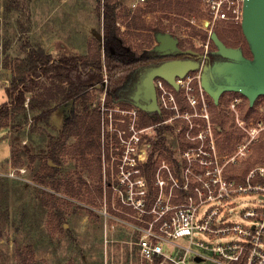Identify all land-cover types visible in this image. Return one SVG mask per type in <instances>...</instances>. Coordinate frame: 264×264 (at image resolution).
<instances>
[{
    "label": "rangeland",
    "instance_id": "rangeland-1",
    "mask_svg": "<svg viewBox=\"0 0 264 264\" xmlns=\"http://www.w3.org/2000/svg\"><path fill=\"white\" fill-rule=\"evenodd\" d=\"M136 1L116 0V4L120 11L124 8L132 11ZM162 15L149 14L145 18L152 25ZM184 19L197 28H201L203 20L210 21V13L203 0L200 11L186 14ZM123 21L121 19L119 24L122 30H126ZM222 24L230 25L226 22L205 23L204 30H209L210 35L214 27ZM174 31L180 48H191L192 45L193 51L204 54L209 44L210 50V38L204 41L201 36H191L190 27L175 26ZM149 35V32L136 33L133 38L130 37L129 48L138 50L148 47ZM102 40L103 20L98 13V0H0V107L8 101L5 87L22 67L29 48L43 49L53 58L64 53L88 56L92 49L100 48ZM152 45L155 47L157 41ZM177 96L181 98V92ZM234 96L238 95L225 94V102L219 111L214 110V117L217 119L224 113L228 124L236 127L234 118L227 113L228 99ZM103 98L106 95L102 91L92 89L85 103H92L89 114L94 109L100 112L98 151L96 148L84 150L85 145L77 148L78 142L86 141L85 134L71 137L60 155V173L52 179L47 177L49 150L58 138L65 118L74 109L84 114L83 103L70 101L63 104L47 123H36L30 113L28 117L20 114L13 117L9 127L0 130V178L5 180V185L0 188V197L6 206L0 218V264H144L130 244L126 227L106 219L104 215L105 211L112 215L121 213L117 211L122 209L120 202L113 199L119 196L116 190L118 186L111 189L107 184L111 180L117 183L113 173L115 163H119L124 154V147L103 153V147L118 145L121 141L120 134L114 130L109 129L102 134V116L106 119L102 112L106 108ZM241 98L245 113L250 105L249 100L243 96ZM184 104L186 107L183 111L191 112L189 106ZM184 104L182 102L181 105ZM256 104L258 118L264 119V98L257 99ZM119 108L122 107L114 106L112 109ZM114 113L118 118L120 112ZM141 123L139 116L140 127H145ZM191 123L194 129L198 128L195 127L198 123L201 124L199 128L205 127L203 122L195 119L168 121L165 125H170L172 130L167 132V144L174 143L172 137L178 134L179 129L192 128ZM212 127L219 129L217 125ZM143 131L154 136L150 133L152 130ZM259 144L251 157L232 171L241 174L249 162L252 168L264 163L256 153ZM124 188L122 186V190ZM251 206L252 198L242 199L235 207L236 218L239 220L241 212Z\"/></svg>",
    "mask_w": 264,
    "mask_h": 264
},
{
    "label": "built area",
    "instance_id": "built-area-1",
    "mask_svg": "<svg viewBox=\"0 0 264 264\" xmlns=\"http://www.w3.org/2000/svg\"><path fill=\"white\" fill-rule=\"evenodd\" d=\"M146 1L137 0L134 7ZM244 1L203 0L210 21L203 20L201 28L205 29V23L241 24ZM208 49L209 44L205 56ZM200 75L193 72L177 78L179 90L161 78L155 80L160 110L168 116L157 124L140 127L137 108L115 110L106 104L101 108L106 117L102 116V134L114 130L122 141L120 147H103V153L124 147L113 173L118 184L112 180L107 184L111 189L118 186L119 196L113 197L112 190V197L120 202L122 209L117 211L121 213L105 211L104 215L126 227L130 244L144 264H264V163L245 174L232 171L249 159L261 142L264 119L246 118L240 94L228 99L227 113L242 132L231 150L222 131L212 127L219 125L213 121L215 109L201 86ZM107 84L105 76L104 95ZM182 102L192 111L184 112ZM114 111L120 112L118 118ZM179 119H195L205 127L199 128L198 123L194 129L191 123L192 128L179 129L172 137L169 150L158 148L157 129ZM144 129L152 130L154 136ZM247 197L253 199V206L241 212L238 220L235 207Z\"/></svg>",
    "mask_w": 264,
    "mask_h": 264
},
{
    "label": "trees",
    "instance_id": "trees-1",
    "mask_svg": "<svg viewBox=\"0 0 264 264\" xmlns=\"http://www.w3.org/2000/svg\"><path fill=\"white\" fill-rule=\"evenodd\" d=\"M200 6L201 0H148L143 7H137L132 11L124 8L120 11L116 0H98V13L103 20V40L100 48L92 49L88 56L64 53L57 58H53L43 49L29 48L22 67L11 77L10 84L5 87L8 101L0 107V130L9 127L13 117L20 114L28 117L30 113L36 123H47L50 116L63 104L70 101L75 104L80 102L84 104V114L74 109L65 118L59 136L49 150V158L46 161L49 173L47 177L52 179L60 173L61 152L73 136L85 134L86 141L78 142L77 148L85 145L84 150L96 148L97 152L100 112L99 109H94L90 114L88 112L92 103L90 105H85V103L88 101L90 90L96 89L103 92V80L107 76L106 106L137 108L131 100L133 85L145 68L162 58L157 51L153 50L152 43L156 40L155 34L170 33L175 36L174 27L177 26L178 28L190 27L191 36H201L204 41L209 38V30L197 28L184 19L186 14L198 13ZM155 13H162V18L160 17L158 22L149 25L145 17ZM121 19L124 20L122 24L125 25L126 30H122L119 24ZM145 32L151 34L149 35V46L138 50L129 48L130 37L133 38L136 33ZM213 32H216L228 47L241 48L245 56L252 57L241 24H222L214 27ZM187 41L191 42V40ZM181 48L187 51L192 50V45L191 48L182 46ZM215 50L216 46L211 40L208 52L210 61L218 59L217 56L211 55ZM99 85H102L101 88H98ZM261 98L264 96L259 97L258 100ZM211 101L214 109L219 111L225 102V94L218 106L212 99ZM257 109V104L253 107L248 105L245 110L246 118H258ZM137 110L142 121L141 125L145 127L162 122L168 117L163 111L151 114L139 108ZM220 115L217 119L214 117L213 121L219 125L224 143L229 144L232 150L234 144L242 138V132L234 125L228 124L226 114ZM157 130L156 146L169 150L167 132H170L172 128L170 125H165ZM260 143L256 148V153L262 161L264 160V140ZM84 150L81 151L83 154ZM251 168L252 163H247L243 173L249 172ZM4 181L0 178V188L5 185ZM2 193H4L3 190ZM5 207L0 197V218L6 210Z\"/></svg>",
    "mask_w": 264,
    "mask_h": 264
},
{
    "label": "water",
    "instance_id": "water-1",
    "mask_svg": "<svg viewBox=\"0 0 264 264\" xmlns=\"http://www.w3.org/2000/svg\"><path fill=\"white\" fill-rule=\"evenodd\" d=\"M241 27L251 58L245 56L241 48L228 47L212 31L209 38L216 50L211 55L218 59L210 62L209 54H201L198 60L171 59L147 67L140 73L136 83L133 105L147 113H161L154 80L161 78L179 90L177 78L200 72L201 86L215 105L220 104L223 94L237 93L247 98L250 107H253L257 99L264 96V0L244 1ZM155 39L157 45L153 50L162 56L194 53L192 50L183 51L179 47V39L170 33H157Z\"/></svg>",
    "mask_w": 264,
    "mask_h": 264
},
{
    "label": "flooded vegetation",
    "instance_id": "flooded-vegetation-1",
    "mask_svg": "<svg viewBox=\"0 0 264 264\" xmlns=\"http://www.w3.org/2000/svg\"><path fill=\"white\" fill-rule=\"evenodd\" d=\"M180 47V46H179ZM183 51H187V50H184L182 49ZM189 51V50H188ZM193 51V50H192ZM194 53H187V54H180V55H175V56H162L160 55L162 58L160 59H157L156 61L152 62L151 65H156V64H160L161 62H164V61H167V60H171V59H179V58H191V59H195V60H198L201 56L202 53H198L197 51H193ZM214 61V60H213ZM212 62V61H210ZM146 69V68H145ZM142 73V72H141ZM140 77V76H139ZM139 77L137 79V81L134 83L133 85V92H132V95H131V100L132 98L135 96V91H136V83L138 82L139 80ZM156 80V79H155ZM155 80H154V84H155ZM156 88V87H155ZM156 94H157V98H158V92H157V89H156ZM133 101V100H132Z\"/></svg>",
    "mask_w": 264,
    "mask_h": 264
}]
</instances>
